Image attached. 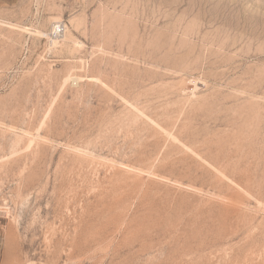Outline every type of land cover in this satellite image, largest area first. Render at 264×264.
Returning <instances> with one entry per match:
<instances>
[{
	"label": "rangeland",
	"instance_id": "1",
	"mask_svg": "<svg viewBox=\"0 0 264 264\" xmlns=\"http://www.w3.org/2000/svg\"><path fill=\"white\" fill-rule=\"evenodd\" d=\"M0 243L264 264V0H0Z\"/></svg>",
	"mask_w": 264,
	"mask_h": 264
},
{
	"label": "built area",
	"instance_id": "2",
	"mask_svg": "<svg viewBox=\"0 0 264 264\" xmlns=\"http://www.w3.org/2000/svg\"><path fill=\"white\" fill-rule=\"evenodd\" d=\"M62 31H63L62 26H60V25L57 24L56 30H55L54 34L59 35L60 32H62Z\"/></svg>",
	"mask_w": 264,
	"mask_h": 264
},
{
	"label": "bare ground",
	"instance_id": "3",
	"mask_svg": "<svg viewBox=\"0 0 264 264\" xmlns=\"http://www.w3.org/2000/svg\"><path fill=\"white\" fill-rule=\"evenodd\" d=\"M56 30V29H55ZM1 244V243H0Z\"/></svg>",
	"mask_w": 264,
	"mask_h": 264
}]
</instances>
